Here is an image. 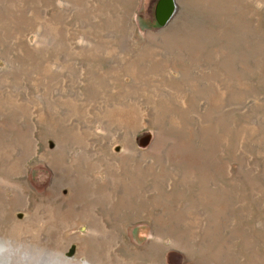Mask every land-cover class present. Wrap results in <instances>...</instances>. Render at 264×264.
<instances>
[{"label": "rangeland", "instance_id": "374dc122", "mask_svg": "<svg viewBox=\"0 0 264 264\" xmlns=\"http://www.w3.org/2000/svg\"><path fill=\"white\" fill-rule=\"evenodd\" d=\"M0 0V264H264V0Z\"/></svg>", "mask_w": 264, "mask_h": 264}, {"label": "water", "instance_id": "95a60500", "mask_svg": "<svg viewBox=\"0 0 264 264\" xmlns=\"http://www.w3.org/2000/svg\"><path fill=\"white\" fill-rule=\"evenodd\" d=\"M178 9L176 0H158L155 7V18L160 25L167 24Z\"/></svg>", "mask_w": 264, "mask_h": 264}]
</instances>
